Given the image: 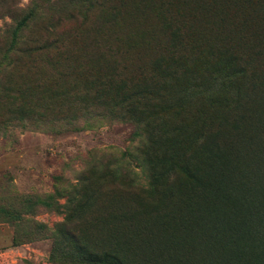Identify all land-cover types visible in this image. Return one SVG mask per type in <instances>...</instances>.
<instances>
[{"label":"rangeland","instance_id":"1","mask_svg":"<svg viewBox=\"0 0 264 264\" xmlns=\"http://www.w3.org/2000/svg\"><path fill=\"white\" fill-rule=\"evenodd\" d=\"M171 1L0 2L2 48L25 16L21 44L61 41L26 55L15 70V52L0 50V264H85L70 233L84 230L91 244L106 248L111 227L121 246L136 234L140 264H161V246L147 242L171 240L192 210L189 189L176 193L182 183L161 174L163 134L197 113L208 94L188 92L185 102L167 82L163 97L115 110L102 94L112 77L172 74L169 30L156 11ZM200 32L217 35L203 26ZM139 37L157 42L153 51ZM213 144L194 154L195 164L211 162Z\"/></svg>","mask_w":264,"mask_h":264},{"label":"trees","instance_id":"2","mask_svg":"<svg viewBox=\"0 0 264 264\" xmlns=\"http://www.w3.org/2000/svg\"><path fill=\"white\" fill-rule=\"evenodd\" d=\"M160 8L156 11L163 14L169 30L165 45L169 43L173 53L167 61L173 62L167 66L172 74L139 80L128 75L112 77L102 94L108 97L104 106L111 110L161 98L167 82H175L181 99L188 92L193 98L208 94L197 113L175 120L164 132L160 150L161 174L182 183L176 193L189 189L192 210L171 240L163 244L156 235L147 244L161 246V264H264V0H172ZM26 21L27 16L4 48L0 27V50L5 55L15 52V56L9 54L17 62L13 70L26 55L61 44L58 38L21 44L20 31ZM200 26L216 30V37L200 32ZM139 39L141 46L153 51L157 42ZM181 49L184 51L174 57ZM117 65L113 72L120 75ZM208 143H214L211 162L195 164L194 154L206 150ZM138 159L137 163L145 164ZM135 166L128 161L126 170L132 172ZM116 228H110L106 248L91 244L84 230L70 233L79 260L85 264H140L136 234L130 237L129 247L121 246Z\"/></svg>","mask_w":264,"mask_h":264}]
</instances>
